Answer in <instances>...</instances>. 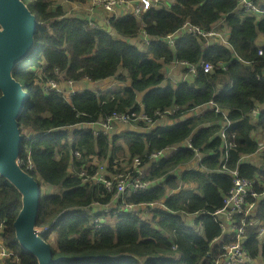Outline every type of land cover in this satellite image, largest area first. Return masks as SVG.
<instances>
[{"label":"trees","instance_id":"trees-1","mask_svg":"<svg viewBox=\"0 0 264 264\" xmlns=\"http://www.w3.org/2000/svg\"><path fill=\"white\" fill-rule=\"evenodd\" d=\"M21 1L35 16L37 32L31 51L11 71L27 95L17 117L23 138L17 159L24 171L30 158L33 167L27 173L40 187L59 188L58 192L41 193L36 220L37 227L48 228L40 237L51 247L53 257L60 258L56 264H211L209 255L218 253L212 241L220 229L210 214L223 204L224 193L232 187V179L221 171L218 160L221 140L214 136L219 129L216 123L224 119L223 115L211 110L145 132L142 129L146 125L140 130H121L111 138L94 137L75 126L102 120L112 112L143 110L153 116L156 111L179 106L184 113L212 101L215 106L228 109V119L233 121L228 132L234 133L235 147L228 153L227 168L234 169L242 154L256 150V125L264 135V79L255 77L264 66V57H258L254 48L260 35L264 36V16L255 20L238 12L235 0H173L169 7L160 2L143 16L150 43L141 45L134 42L140 27L131 14L112 20L113 32L106 33L90 30L79 17H68L66 9L56 0ZM255 1L264 7V0ZM63 2L83 4L87 0ZM186 20L205 31L215 24L222 23V27L225 24L231 47L183 34L170 48L163 39ZM234 52L242 60L252 61V66H243ZM201 60L229 64L226 70L209 74L199 70L191 81L176 84L167 81L162 85L164 65L172 61L198 64ZM60 74L72 81L88 77L93 83L116 78L124 85L99 94L85 89L69 98L45 93L43 85L50 78L59 80ZM138 93H144L141 102H137ZM256 105L260 106L261 114L253 120L249 112ZM72 125L75 128L69 130ZM189 136L203 155L198 168L179 170L193 159L194 153L190 149L173 152L147 168V178L157 180V185L127 199L133 203L164 199L167 210H154L151 219L146 220L124 214L112 225L94 229L87 212L89 206L94 201H107L109 195L92 183H81L78 171L89 156L96 155L109 169L116 166L123 172L125 167L117 163L120 159H129V164L134 156L143 158L145 152L180 144ZM71 150L79 151L80 157L70 166ZM238 168L240 176L264 183V162L240 164ZM166 188L174 192L167 196ZM263 189L257 182L256 193L261 194ZM256 200L249 197L248 203ZM21 201L19 190L0 176L2 237L15 258V262L10 260L8 264H38L37 258L25 251L15 236L13 223ZM253 214L264 224V198L258 201ZM187 215H191V222L187 221ZM257 230L258 227H248L243 242L254 258L260 251L264 257V244L260 250L262 242Z\"/></svg>","mask_w":264,"mask_h":264},{"label":"built area","instance_id":"built-area-1","mask_svg":"<svg viewBox=\"0 0 264 264\" xmlns=\"http://www.w3.org/2000/svg\"><path fill=\"white\" fill-rule=\"evenodd\" d=\"M160 2L162 0H87L83 4L78 2L71 4L70 10H66V15L68 17L81 18L90 30L112 33V20L118 19L126 14H131L137 18L140 27L139 37L134 42L140 43L141 45H148L150 38L144 29L145 23L143 16L151 7ZM235 2V10L240 13L254 17L255 20H259L260 17L264 16V7L256 4L255 0H235ZM183 34L201 36L206 39L218 41L220 45L231 47L229 43V30L225 24L224 27H222V23L215 24L209 31H205L199 26L191 24L189 20H186L175 32L166 35L163 42L170 48H173L178 37ZM260 36L262 37L254 44V48L256 49L258 57H264V36ZM209 44L210 42L207 41V45ZM234 57L246 68H250L253 64L252 61L242 60L235 52ZM228 64V62H217L213 64L206 60H201L198 64L187 61H172L168 65L171 74L166 73L162 84L164 85L167 81H171L174 84L178 83L173 78L175 68L181 69L182 81H190L197 76L199 70H202L205 74H209L213 71L226 70ZM56 72L58 73V70ZM255 77L257 80L264 79V66L260 72L256 73ZM75 83L85 86L93 82L88 77H84L80 81H72L60 74L59 80L50 78L43 85V89L45 93L54 92L69 98L71 95L81 92L74 89ZM139 106L143 109L142 105ZM211 110L215 113L222 114L224 118L216 123L219 125V129L214 133V136L221 140L218 160L221 165V171L227 173L232 179V187L224 193L222 198L223 204L210 214L212 220L220 229L219 235L212 241V244L218 247V253L209 255L210 262L211 264H256V258L251 256L249 249L244 246L243 242L247 238V228L252 226L258 227L257 236L259 239L261 238L260 240L263 239L264 241V224H260L254 218L253 214L257 207L256 203H248L249 197L259 199L264 196V189L261 194H257L254 190L257 182L263 186L264 183L257 179H248L240 176L238 165H252L260 161L259 158H261V161H264V135L257 125L254 130L255 142L257 144L256 150L252 153L242 154L238 160V165L234 169L227 168L228 153L235 147L234 133L231 131L228 132L233 121L228 119V109L215 106L212 101L192 107L184 113H182V109L179 106H171L162 111H156L153 116L146 114L143 110L112 112L102 120L83 122L82 124L78 123L75 127L81 131H89L94 137L103 136L111 138L121 131L122 127L128 126L130 129L140 130L143 128V125H146V128L142 129L145 132V130L152 128L159 120L165 121V124L161 126L174 125ZM260 114L261 110L259 105H256L249 112V116L253 120L257 119ZM75 127L72 125L68 129L73 130ZM190 136L180 144L145 152L143 158L134 156L131 158L129 164L123 166L125 167L123 172H119L116 166L109 169L107 163L100 161L96 155L89 156V161L80 167L78 171V177L81 183L84 185L92 183L101 188L103 193L109 195L107 201H94L89 206L88 212H90V221L94 229H100L104 224L112 225L113 220L115 222L119 216L124 214L146 220L151 219L154 210H165L166 204L164 199L146 203H133L127 199L135 193L148 191L157 185V180L147 178V168L152 162L166 158L173 152L181 149H190L194 153L190 164L192 163L194 166H197L198 161L203 155L201 151L193 146ZM79 157V151L71 150L69 165L71 166L73 160ZM16 164L20 165L19 159L16 160ZM190 164L187 163L180 166V169H191L189 168ZM32 167V162L28 157L23 169L27 173L32 170ZM166 193L168 196L173 191H167ZM108 216L113 217V220H108ZM47 229V227H35L36 233L39 236L41 233L47 231ZM3 232L4 225L1 223L0 264H8L10 260L15 262V258L13 257L14 254L12 251L4 244Z\"/></svg>","mask_w":264,"mask_h":264},{"label":"water","instance_id":"water-1","mask_svg":"<svg viewBox=\"0 0 264 264\" xmlns=\"http://www.w3.org/2000/svg\"><path fill=\"white\" fill-rule=\"evenodd\" d=\"M36 32L35 16L21 0H0V176L22 196L21 209L13 223L17 241L37 258L38 264H56L60 258L53 257L51 247L35 230L40 186L16 164L23 140L17 117L27 95L11 71L31 51Z\"/></svg>","mask_w":264,"mask_h":264},{"label":"rangeland","instance_id":"rangeland-1","mask_svg":"<svg viewBox=\"0 0 264 264\" xmlns=\"http://www.w3.org/2000/svg\"><path fill=\"white\" fill-rule=\"evenodd\" d=\"M56 3H60L66 10H70L71 4H75L76 2H72V3L65 2L64 3L63 0H56ZM162 3H163V0H162ZM120 73L124 74V71L123 70H120ZM122 85H124V84H121L116 78H112V79H108V80H101V81L95 82V83H88L85 86H82V84H79V83H75L74 89L77 90V91H82V90H85V89H90V90H93L95 93H100V92H106V91L115 90L117 88H120ZM143 94L144 93H138L137 94V97L139 99H142ZM163 124H165V121L164 120H159V121H157L154 124L153 127L161 126ZM23 133L24 134H28V132L26 130H23ZM118 144H120V145L123 146V144H122L121 141H119ZM121 162L123 163L122 166H124V165L126 166L127 165V158L126 159L123 158L121 160ZM40 189H41V193H53V192H58L59 191V188L58 187L55 188V187L46 186V185H42L40 187ZM88 213L90 215V212H88ZM107 219L110 220V221H112L113 220V217L108 216ZM147 221H149V220H147ZM113 222H114V220H113ZM53 236H51V238ZM51 243H53L52 240H51Z\"/></svg>","mask_w":264,"mask_h":264},{"label":"crops","instance_id":"crops-1","mask_svg":"<svg viewBox=\"0 0 264 264\" xmlns=\"http://www.w3.org/2000/svg\"><path fill=\"white\" fill-rule=\"evenodd\" d=\"M172 3H173V0H163V4L165 5V7H169L170 5H172ZM170 71V67H168V65L167 66H165L164 65V67H163V70H162V74H163V76L165 77V75H166V73H168V74H171V72H169ZM172 76V75H171ZM173 78H174V80H175V82H181L182 81V76H181V69L179 68V69H177V68H175V70H174V76H173ZM191 81V80H190ZM185 82H187V81H185ZM163 85V84H162ZM165 85V84H164ZM137 102H141V99H139L138 97H137ZM200 115V114H199ZM122 130H126V129H130V127H122L121 128ZM254 136H255V134H254ZM123 147V146H122ZM259 160L260 161H257L255 164H253V165H260V164H262L264 161H261V158H259ZM190 162H191V160H190ZM190 162H188V164H190ZM117 163H119L121 166L123 165V163L121 162V159L119 160V161H117ZM187 164V163H186ZM185 165V164H184ZM196 165V164H195ZM189 168H191V169H197L198 168V164H197V166H194V164H190L189 165ZM181 171H186V170H188L187 168H181L180 169ZM183 187H185L184 189H187V188H191V186H183ZM169 192V189L168 188H166V192ZM174 192V191H173ZM262 198H264V196H262V197H260L259 199H257L256 200V206H258V201L259 200H261ZM188 217H187V221H189V222H191V220L189 219L190 218V216L191 215H187ZM214 222V221H213ZM215 223V222H214ZM216 224V223H215ZM217 225V224H216ZM218 226V225H217ZM219 228V227H218ZM200 232V231H199ZM261 239V238H260ZM261 242H262V245L260 246V250H261V248H262V246H263V244H264V241H263V239L261 240ZM261 251L259 252V254H258V256H257V258L255 259V263L256 264H264V257L261 255Z\"/></svg>","mask_w":264,"mask_h":264},{"label":"clouds","instance_id":"clouds-1","mask_svg":"<svg viewBox=\"0 0 264 264\" xmlns=\"http://www.w3.org/2000/svg\"><path fill=\"white\" fill-rule=\"evenodd\" d=\"M22 93H23V91H22ZM25 93V92H24Z\"/></svg>","mask_w":264,"mask_h":264}]
</instances>
